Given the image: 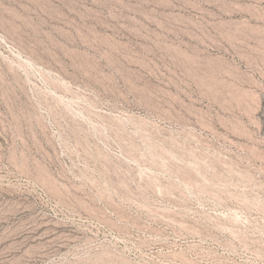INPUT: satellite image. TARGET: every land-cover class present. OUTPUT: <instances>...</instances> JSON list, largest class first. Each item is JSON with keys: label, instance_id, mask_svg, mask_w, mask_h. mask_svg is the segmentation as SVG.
I'll list each match as a JSON object with an SVG mask.
<instances>
[{"label": "rangeland", "instance_id": "1", "mask_svg": "<svg viewBox=\"0 0 264 264\" xmlns=\"http://www.w3.org/2000/svg\"><path fill=\"white\" fill-rule=\"evenodd\" d=\"M0 264H264V0H0Z\"/></svg>", "mask_w": 264, "mask_h": 264}]
</instances>
